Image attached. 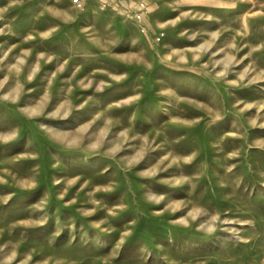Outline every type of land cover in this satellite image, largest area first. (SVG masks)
Returning <instances> with one entry per match:
<instances>
[{
	"label": "rangeland",
	"instance_id": "1",
	"mask_svg": "<svg viewBox=\"0 0 264 264\" xmlns=\"http://www.w3.org/2000/svg\"><path fill=\"white\" fill-rule=\"evenodd\" d=\"M263 247L264 0H0V264Z\"/></svg>",
	"mask_w": 264,
	"mask_h": 264
},
{
	"label": "bare ground",
	"instance_id": "2",
	"mask_svg": "<svg viewBox=\"0 0 264 264\" xmlns=\"http://www.w3.org/2000/svg\"><path fill=\"white\" fill-rule=\"evenodd\" d=\"M184 115V114H183ZM185 116H187V115H185ZM182 120H185V121H187V119H184L183 117H182ZM77 137H74L73 139H72V143L74 142V143H76L77 142ZM228 162L227 163H225V165H223V167H227L228 166ZM227 174V173H226ZM259 179V176L258 175H254V176H248V177H246L245 179H244V181L243 182H241V183H239V184H236V183H232V185L231 186H229L230 187V191H229V195L228 196H226L227 198H228V200L225 202V203H221L220 204V207H222V209L224 210V209H227V208H229L232 212H240V210H237V209H235L238 205H243V204H245V202H243V200H244V198L246 197V195H245V193L246 192H248V185L247 184H249L250 182H254V181H256V180H258ZM244 190H246V192L244 191ZM245 201V200H244ZM219 221H220V219H216V226H218V223H219ZM210 222V219L208 218V217H205V218H203L202 220H201V223H204V224H207V223H209ZM209 226V225H208ZM214 227V225L212 226H209V228H213ZM216 228V227H215ZM214 229V228H213ZM259 255L260 256H264V247L261 249V250H259ZM258 260H260V257L258 258Z\"/></svg>",
	"mask_w": 264,
	"mask_h": 264
},
{
	"label": "built area",
	"instance_id": "3",
	"mask_svg": "<svg viewBox=\"0 0 264 264\" xmlns=\"http://www.w3.org/2000/svg\"><path fill=\"white\" fill-rule=\"evenodd\" d=\"M148 6L145 1H139L137 8L132 9L131 13L135 16V18L142 23L143 27H145V19H146V14L148 12ZM142 27V28H143ZM143 31H145V28H143ZM164 36V33H161L156 37L157 41H161Z\"/></svg>",
	"mask_w": 264,
	"mask_h": 264
}]
</instances>
